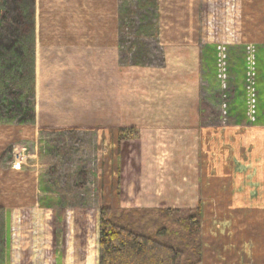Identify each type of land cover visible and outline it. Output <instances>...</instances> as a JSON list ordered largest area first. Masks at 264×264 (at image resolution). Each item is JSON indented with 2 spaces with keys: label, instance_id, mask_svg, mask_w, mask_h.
I'll list each match as a JSON object with an SVG mask.
<instances>
[{
  "label": "rangeland",
  "instance_id": "1",
  "mask_svg": "<svg viewBox=\"0 0 264 264\" xmlns=\"http://www.w3.org/2000/svg\"><path fill=\"white\" fill-rule=\"evenodd\" d=\"M110 1L25 2L33 85L29 74L27 116L0 113V264H98L100 208L197 204L201 264H264L256 45L223 25L224 35L197 37L195 63L164 56L154 0H119L117 14ZM218 1L204 2L231 12V0ZM11 2L0 0V17ZM207 106L203 118L216 125L205 128ZM219 144L234 162L213 151Z\"/></svg>",
  "mask_w": 264,
  "mask_h": 264
},
{
  "label": "trees",
  "instance_id": "2",
  "mask_svg": "<svg viewBox=\"0 0 264 264\" xmlns=\"http://www.w3.org/2000/svg\"><path fill=\"white\" fill-rule=\"evenodd\" d=\"M25 2L12 0L0 17L5 23L0 29V113L16 118L30 112L26 95L29 74L33 85V59L29 61L27 54L31 13L25 10ZM200 230L199 204L184 211L102 207L98 264H201Z\"/></svg>",
  "mask_w": 264,
  "mask_h": 264
},
{
  "label": "crops",
  "instance_id": "3",
  "mask_svg": "<svg viewBox=\"0 0 264 264\" xmlns=\"http://www.w3.org/2000/svg\"><path fill=\"white\" fill-rule=\"evenodd\" d=\"M204 1L206 0H154V4H157L155 14H157V19L159 21L161 20L162 22L161 27L158 28L157 38L162 36V38L168 39H164L161 43L163 53L167 52V55L170 56L172 52L179 53V55L185 52L195 63V61L197 60L196 53L198 54V52L202 50L199 46L200 44H198L197 37H205L209 36L210 34L211 36L218 35L220 32L221 35H224V32L226 30L222 29V26L225 25L226 29H228V27L231 28L229 35L234 37V41L235 37H238V42L242 45L245 43H254L257 47L258 60H264V0H231V2H233V7L231 9V12L229 11V9H227L226 13L224 12L222 4L221 6L219 4L214 7L210 3H206L205 5ZM231 2H229L228 0L227 3ZM119 4V0H115V2L111 0L110 11H112L109 13L115 12L117 14L119 8L121 7L119 6ZM111 6H113V8H111ZM126 11L128 13L130 12L129 9H127ZM107 12L108 11L105 10L104 13L108 14ZM207 19H210L211 21H214V23H216L212 25V28H214L213 30H208L209 28L207 25ZM231 21H233V23H231V26H229V23ZM215 29L218 30L215 31ZM103 30L104 31L102 32L104 33H102V35H104L105 37L107 35H112L110 34V31H107V29ZM179 36L183 38L180 39ZM171 37L179 38L172 39ZM175 58L177 57H174V59ZM233 60L240 62L241 57L234 58ZM209 111L212 112L211 110H209L208 106L199 109V122L200 125L205 126V128H207L206 126L208 125H216V123L209 121L207 118H203ZM207 137L205 134L204 139L208 140ZM219 148H221V152L225 150L226 159L230 163L234 162L231 146H220V144L215 145L213 146V151L214 149L216 150ZM240 149L242 151L241 153L239 152V157L242 156L241 160L246 162H243L244 167L245 165H248L249 167L251 148L246 147L243 143ZM262 149L264 150V147ZM213 151V157L217 158L216 154H214ZM263 153L262 150L259 153V159L261 158L260 161L263 159V162L260 163L259 175H264Z\"/></svg>",
  "mask_w": 264,
  "mask_h": 264
}]
</instances>
